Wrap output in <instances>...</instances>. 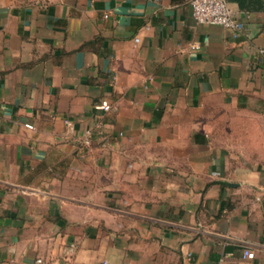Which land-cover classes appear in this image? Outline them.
<instances>
[{
    "label": "crops",
    "instance_id": "1",
    "mask_svg": "<svg viewBox=\"0 0 264 264\" xmlns=\"http://www.w3.org/2000/svg\"><path fill=\"white\" fill-rule=\"evenodd\" d=\"M227 3L0 0V264H264V0Z\"/></svg>",
    "mask_w": 264,
    "mask_h": 264
},
{
    "label": "built area",
    "instance_id": "2",
    "mask_svg": "<svg viewBox=\"0 0 264 264\" xmlns=\"http://www.w3.org/2000/svg\"><path fill=\"white\" fill-rule=\"evenodd\" d=\"M191 7V14L197 23H206L220 25L222 27L231 29L235 33H242L245 31L244 23L236 18L230 10L227 0H189ZM192 49L199 47L196 43H191ZM260 54L264 53V49L259 50ZM104 111H108L111 106L109 103H101L99 106ZM67 125H70L69 120L65 121ZM25 126L29 129L33 128V125L26 123ZM90 131H86L81 139V146L86 147L90 145ZM243 256L245 258H253L254 252L248 248L243 250ZM32 264H44L41 257H37Z\"/></svg>",
    "mask_w": 264,
    "mask_h": 264
}]
</instances>
